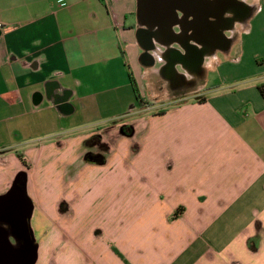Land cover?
I'll list each match as a JSON object with an SVG mask.
<instances>
[{"label": "crops", "instance_id": "obj_1", "mask_svg": "<svg viewBox=\"0 0 264 264\" xmlns=\"http://www.w3.org/2000/svg\"><path fill=\"white\" fill-rule=\"evenodd\" d=\"M240 1L216 39L209 2L178 8L169 36L139 0H0V198L18 157L70 142L67 171L91 135L122 152L124 204L140 205L133 219L109 197L106 228L44 230V264H264V0Z\"/></svg>", "mask_w": 264, "mask_h": 264}, {"label": "rangeland", "instance_id": "obj_2", "mask_svg": "<svg viewBox=\"0 0 264 264\" xmlns=\"http://www.w3.org/2000/svg\"><path fill=\"white\" fill-rule=\"evenodd\" d=\"M252 3L253 0H248ZM231 36V32H227ZM148 94V93H147ZM105 126V125H104ZM89 130H85L88 134ZM121 140L124 139L121 136ZM89 141H94L93 149H87L82 144L79 146L82 154L81 162L78 159V166H73L67 171H64V164L62 161L68 159V164L74 158L76 153L75 146L72 143L66 145L62 152H47L44 149L38 152L34 162L30 156L18 157L21 161L23 171L19 172V179L15 182L18 192H21L26 199L28 206V215L26 219V226L29 238L37 247L40 245L39 257L35 264H44L43 245L40 242L41 233L49 229H71L80 230L85 228H94L98 224L101 228L107 227V222L103 219L102 214L110 213L109 197L115 198L117 204V214L132 213L133 219L135 215L140 214V205H132L129 210V205L124 204L127 195L124 192V172L122 165L124 163V156L120 154H112L110 148L102 141L99 142L98 136H87ZM116 145L120 143L119 139L113 138ZM111 143V142H110ZM113 143V144H115ZM121 143H123L121 141ZM112 144V145H113ZM122 147V146H121ZM31 160V162H30ZM102 160V162H100ZM116 164L121 167L116 168L115 172L109 173L110 168ZM110 165V166H109ZM36 168L33 176L29 168ZM119 170V171H118ZM132 190L138 191L134 186ZM36 197V198H35ZM63 197L66 200L74 203L72 211L67 216H58L55 201H60ZM32 198L36 200V206L32 204ZM64 203L60 202L59 207ZM112 211V212H113ZM153 214V213H152ZM151 215V214H150ZM99 227V228H100ZM12 239V236L9 237ZM226 240H231L232 236L224 237ZM264 241V238H263ZM16 245V243H14ZM260 253V258H264V248Z\"/></svg>", "mask_w": 264, "mask_h": 264}, {"label": "water", "instance_id": "obj_3", "mask_svg": "<svg viewBox=\"0 0 264 264\" xmlns=\"http://www.w3.org/2000/svg\"><path fill=\"white\" fill-rule=\"evenodd\" d=\"M213 0H139V14L141 17H147V10L150 12L151 18L154 20L160 30L162 29L167 35H175L173 33V27L178 23V8L196 9L197 14L203 8L204 3ZM227 1V0H225ZM229 6L242 5L240 0H228ZM226 6V5H225ZM228 6V5H227ZM219 16L223 12H218ZM196 23H200V15H198ZM214 16V17H219ZM213 19V15H212ZM205 24L209 22L210 28L212 27V20L207 21V18L203 19ZM217 28L212 27L213 35L218 38H222L223 35ZM14 202V208L9 211L4 208L3 204L7 201ZM17 203L19 205L17 206ZM28 203L21 192H18L16 186L11 191L0 198V264H34L36 260L35 247L32 245V241L28 236V230L26 226V219L28 215L27 210ZM13 210V211H12ZM7 212L11 220H13L15 232L12 233L8 228L9 223L1 217V214ZM5 225L8 227H5ZM10 235L14 239L16 245H13L10 240Z\"/></svg>", "mask_w": 264, "mask_h": 264}, {"label": "flooded vegetation", "instance_id": "obj_4", "mask_svg": "<svg viewBox=\"0 0 264 264\" xmlns=\"http://www.w3.org/2000/svg\"><path fill=\"white\" fill-rule=\"evenodd\" d=\"M210 7H211L210 14L213 15V19H211L213 21L211 26L213 28H217V29H219V28L221 29L224 27H230L236 21L243 20L245 18V16L248 14V10H249L244 5H236V6L230 5L229 6L228 0L227 1H225V0H213L212 2H210ZM218 12H223V14L219 16ZM214 16H219V17H214ZM213 37L217 39V37L215 35ZM215 42L216 41H213V45ZM14 205L15 204L12 200L7 201L3 204L4 208L7 209L8 211L10 209H13L15 207ZM18 205H19V203H17V206ZM6 214H7L6 211L1 214V217L4 218V220L7 221L9 223V226H10L8 228L5 225V227H7L12 233H14L16 228H14V224L12 222L13 220H11V218ZM10 240H11V243L14 245V243H15L14 239L12 238Z\"/></svg>", "mask_w": 264, "mask_h": 264}, {"label": "trees", "instance_id": "obj_5", "mask_svg": "<svg viewBox=\"0 0 264 264\" xmlns=\"http://www.w3.org/2000/svg\"><path fill=\"white\" fill-rule=\"evenodd\" d=\"M263 61H264V60H263ZM129 78H130V81H131V84H132L133 92H134V94H135V98H136V100H137V103H138L139 105H141V104H142V100H141L140 95H139V93H138V89H137V87H136V85H135V82H134V80H133V78H132V76H131L130 74H129ZM259 91H260L262 97L264 98V88H263V87H260V88H259ZM100 162H102V160H101Z\"/></svg>", "mask_w": 264, "mask_h": 264}, {"label": "built area", "instance_id": "obj_6", "mask_svg": "<svg viewBox=\"0 0 264 264\" xmlns=\"http://www.w3.org/2000/svg\"><path fill=\"white\" fill-rule=\"evenodd\" d=\"M3 28V25H2V23L0 22V30Z\"/></svg>", "mask_w": 264, "mask_h": 264}]
</instances>
